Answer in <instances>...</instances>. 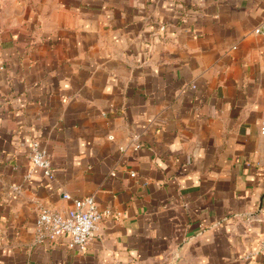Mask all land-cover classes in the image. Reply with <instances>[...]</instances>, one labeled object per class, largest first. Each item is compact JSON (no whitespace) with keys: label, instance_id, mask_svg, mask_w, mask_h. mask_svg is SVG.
<instances>
[{"label":"crops","instance_id":"obj_1","mask_svg":"<svg viewBox=\"0 0 264 264\" xmlns=\"http://www.w3.org/2000/svg\"><path fill=\"white\" fill-rule=\"evenodd\" d=\"M258 27L264 0H0V264H264ZM87 196L85 250L35 242Z\"/></svg>","mask_w":264,"mask_h":264},{"label":"built area","instance_id":"obj_2","mask_svg":"<svg viewBox=\"0 0 264 264\" xmlns=\"http://www.w3.org/2000/svg\"><path fill=\"white\" fill-rule=\"evenodd\" d=\"M165 28L166 26H161V29ZM255 33L264 35V28H256ZM260 129L264 135V120ZM141 146L137 142L135 149L138 150ZM30 160L32 166L25 175L26 180L32 178L36 168L41 169L49 180L55 178L52 156L48 149L41 146L39 140H34L30 145ZM131 175L135 176L136 173L131 172ZM12 191L21 194L22 186L13 185ZM64 198L72 199L69 194H64ZM111 215V209H100L94 196L73 199V206L65 211L41 207L35 223V242L56 241L65 237L70 248L85 250L99 235L103 219ZM260 251L264 252V243Z\"/></svg>","mask_w":264,"mask_h":264}]
</instances>
